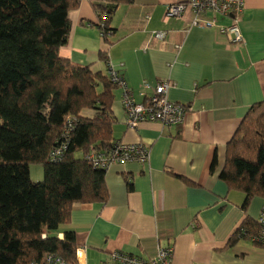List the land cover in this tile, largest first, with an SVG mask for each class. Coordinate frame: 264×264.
<instances>
[{"label":"crops","instance_id":"crops-1","mask_svg":"<svg viewBox=\"0 0 264 264\" xmlns=\"http://www.w3.org/2000/svg\"><path fill=\"white\" fill-rule=\"evenodd\" d=\"M187 1L120 3L106 39L97 27L104 0H78L68 13L62 56L105 72L99 57L105 53L134 102L145 103L167 82L168 100L187 107L181 123L141 120L131 129L123 90H115L113 138L141 144L148 158L112 163L105 170V199L73 205L62 229L74 231L79 263L108 262L117 251L148 259L171 247L173 264H264V247L247 238L230 243L245 219L258 218L264 200L255 196L244 208V194L219 177L247 109L264 99V0H244L236 16L238 43L217 29L232 16L205 12L202 18L215 16V27L193 25L191 11L165 19L167 6ZM156 31L167 35L154 39Z\"/></svg>","mask_w":264,"mask_h":264},{"label":"trees","instance_id":"trees-1","mask_svg":"<svg viewBox=\"0 0 264 264\" xmlns=\"http://www.w3.org/2000/svg\"><path fill=\"white\" fill-rule=\"evenodd\" d=\"M132 1L104 0L97 14L104 39L117 5ZM77 4L0 0V264L40 263L48 254L76 264L75 233L62 225L74 204L105 199V169L90 156L118 144L111 106L119 87L105 53V72L60 54ZM31 164L42 166L41 181L31 180ZM219 177L244 194V208L255 196L264 200V99L247 109ZM260 231L257 219H245L230 243L247 238L264 247Z\"/></svg>","mask_w":264,"mask_h":264},{"label":"built area","instance_id":"built-area-1","mask_svg":"<svg viewBox=\"0 0 264 264\" xmlns=\"http://www.w3.org/2000/svg\"><path fill=\"white\" fill-rule=\"evenodd\" d=\"M244 7V0H190L187 2L175 3L167 6L165 11V19L171 17H181L186 11L194 13L192 20L193 25L203 27H215L216 18H202L205 12H212L221 16H232L235 18L233 22L226 26H217V29L230 42L238 43L242 40V35L237 23L236 16L242 11ZM102 35V32H101ZM154 39H164L167 35L166 31H156L153 34ZM109 70L111 80L117 84L122 92V105L125 112V124L133 129L141 120L160 121L164 124H178L181 123L184 115L187 112V107L178 103L172 102L167 98V91L169 84L161 82L155 87V92L151 95L145 103L134 102L127 92L124 79ZM116 148L107 154H92L91 160L95 166L107 169L112 163L117 162L124 164L125 162L135 160L144 162L148 158L147 150L141 144H123L117 142ZM257 222L261 226V231L256 239L264 243V206H262ZM76 250V256L78 257ZM32 264H66L64 259L60 256L48 254L40 263ZM76 264L79 263L77 260ZM100 264H173L172 263V248H158L154 257L143 259L138 256H133L128 253L114 252L108 262Z\"/></svg>","mask_w":264,"mask_h":264},{"label":"rangeland","instance_id":"rangeland-1","mask_svg":"<svg viewBox=\"0 0 264 264\" xmlns=\"http://www.w3.org/2000/svg\"><path fill=\"white\" fill-rule=\"evenodd\" d=\"M30 178L32 181H41L43 179V168L41 165H30Z\"/></svg>","mask_w":264,"mask_h":264}]
</instances>
